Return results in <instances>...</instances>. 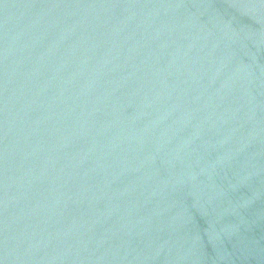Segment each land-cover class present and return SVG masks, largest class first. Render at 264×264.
Returning a JSON list of instances; mask_svg holds the SVG:
<instances>
[{
    "label": "water",
    "instance_id": "95a60500",
    "mask_svg": "<svg viewBox=\"0 0 264 264\" xmlns=\"http://www.w3.org/2000/svg\"><path fill=\"white\" fill-rule=\"evenodd\" d=\"M0 264H264V0H0Z\"/></svg>",
    "mask_w": 264,
    "mask_h": 264
}]
</instances>
